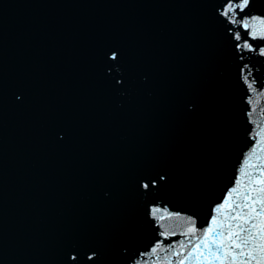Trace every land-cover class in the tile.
Masks as SVG:
<instances>
[{"label": "water", "instance_id": "95a60500", "mask_svg": "<svg viewBox=\"0 0 264 264\" xmlns=\"http://www.w3.org/2000/svg\"><path fill=\"white\" fill-rule=\"evenodd\" d=\"M228 3L0 0V264H199L264 129V0Z\"/></svg>", "mask_w": 264, "mask_h": 264}, {"label": "snow or ice", "instance_id": "6c2138e0", "mask_svg": "<svg viewBox=\"0 0 264 264\" xmlns=\"http://www.w3.org/2000/svg\"><path fill=\"white\" fill-rule=\"evenodd\" d=\"M247 3L248 0H243L242 3L234 6L232 0H229L223 15L232 14V20L235 23V7L243 10ZM259 23L264 25V20ZM243 27L252 28L253 39H264V31L257 34L254 26L247 21L243 22ZM236 38L240 39L239 33L236 34ZM243 46L249 47L247 43ZM261 55H264V50H261ZM256 136L261 139L256 141V147H253L248 159L245 160L246 167L241 169V178L237 180V186L228 193L229 197L235 194L238 202L230 203L229 200H225L220 206H227L229 209L227 228L224 227L223 222L217 225L216 217H213V224L217 226L208 228L196 239L191 250L187 252L186 258L195 257L199 264H252L253 261L255 264H264V166H261L260 170L259 188L251 187L256 177L246 171L249 167L248 161L256 155L257 149L264 150V129H260ZM245 176L249 190L241 193L240 189ZM252 192H257L258 195L253 197ZM257 205H259V210H257ZM220 207L216 209L217 213L220 212ZM243 209H247V212ZM190 231L195 233V229ZM185 247L187 245L181 241L180 248ZM158 248L159 245L152 250L153 255L156 254ZM177 255H179L178 252ZM177 264H184V260H178Z\"/></svg>", "mask_w": 264, "mask_h": 264}]
</instances>
